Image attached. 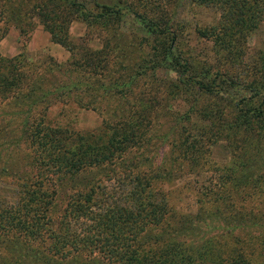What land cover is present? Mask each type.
Segmentation results:
<instances>
[{
  "label": "rangeland",
  "instance_id": "1",
  "mask_svg": "<svg viewBox=\"0 0 264 264\" xmlns=\"http://www.w3.org/2000/svg\"><path fill=\"white\" fill-rule=\"evenodd\" d=\"M78 1L91 8V0ZM99 1L112 3L117 14L89 19L81 11L65 15L49 0H0V56L16 57L14 74L26 75L5 80L11 90L0 94V215L16 207L21 188L31 184H41L49 199L37 224L42 227L33 224L31 233L0 217V264H114L97 248L59 254L61 236L80 232L86 221L65 216V206L79 192L91 195L94 209L113 202L130 206L135 194L128 190L141 184L144 198L162 211L132 242L150 264H185L171 258L185 248L209 257L218 250L224 261L234 248L245 257L238 264H264V141L253 129L231 127V96L248 103L250 92L232 87L215 97L184 90L175 70L186 61V73L197 78L216 69L236 81L251 80V65L264 60V19L246 35L239 63L219 56L197 32L218 22L214 6ZM37 123L66 131L68 145L80 151L118 139L110 133L118 129L123 148L110 144V158L76 173L47 169L37 177L29 140ZM149 173L154 177L146 178Z\"/></svg>",
  "mask_w": 264,
  "mask_h": 264
},
{
  "label": "trees",
  "instance_id": "2",
  "mask_svg": "<svg viewBox=\"0 0 264 264\" xmlns=\"http://www.w3.org/2000/svg\"><path fill=\"white\" fill-rule=\"evenodd\" d=\"M49 1H52L55 7L59 5L60 8L65 9V15L67 11L73 10L76 13L81 11L80 16L82 18L106 20L112 18L115 13L117 14V9L112 8V3L108 4L99 0H91V8L87 9L78 0ZM192 2L214 6L218 9V22L208 28L197 29V32L200 37L211 41L214 52L218 53L219 56L234 57L241 63L240 53L243 52L242 46L246 35L255 27L258 20L264 19V0H192ZM141 21L147 27L149 26V30H156V24L153 23L154 26H152V23H149L151 21L147 22L144 19H141ZM42 22L45 24V21ZM62 26H64L62 27L64 32L65 22ZM48 30L53 40L68 48L66 39L57 37V34L51 28H48ZM168 52L169 54L171 52L170 45ZM15 58L0 56L1 95H5L4 90H11L9 81L12 82L15 77L19 81L23 79L22 77H26L25 74L19 73V71H16L17 75L14 74L15 66L12 63L15 62ZM183 64L185 65H183L184 69L175 70L179 72L178 83H183L184 90L214 93L215 97H218L217 94L220 91L225 92L232 87L235 89L237 87L240 89L246 88L251 95H249L251 101H248V103H243L244 96L238 99L232 96L230 98L232 99L229 101L230 107L233 112L231 127L233 129L240 127L244 130L247 128L253 129V132L256 131V135L264 141V60L261 59V61L251 65L255 68L254 72L251 73L252 79H245L246 81H236L237 78L225 75V71L221 72L216 69L213 74L205 69L203 75H207V78H197L196 75L187 74L188 63L185 61ZM246 68H248V65H246ZM5 80L9 81L5 82ZM29 94V92H26L25 96ZM254 104L255 106H252ZM120 131L123 133L122 130ZM110 133L111 135L117 134L119 141L117 138H110L106 140L108 145L99 144L97 148L85 144L82 149L80 148V151L74 144L70 143V146L68 145L69 134L66 131L43 125L39 126V123H37L31 129L29 139L36 158L35 175L38 177L40 174H46L47 169L76 173L84 165L97 164L110 158L113 152V150L108 151L110 144L117 143L120 148H123L124 141V137L122 140V135L118 129H113ZM152 173H149L146 178L154 177L155 173ZM145 183L148 185V181H145ZM128 193L135 194L134 202L130 206L113 202L106 207L94 209L90 201L91 195L88 192L83 193L82 197L79 192L71 202L68 201L64 209L65 216L72 218L73 221L79 219L88 221L83 223L84 226L80 232L67 231L68 235L61 236L63 241L60 243V247L63 251H60L59 254L72 253V251L84 250L88 247L90 249L97 248V251L114 264H150L151 260L148 255L138 254V249L133 246L132 242L139 237L147 224L158 222L162 215L159 213L161 207L144 198L143 184L139 188L128 190ZM18 197L19 204L9 210H3L0 217H4L9 224L16 220V224H19V228L25 230L24 232L31 230L28 231L31 233L34 230L32 229L33 224H35V228L42 227V223L39 227H37V224L40 220L45 219L47 202H49L42 185L31 184L30 189L21 188ZM65 224H67V221H65ZM234 239V243L239 242L236 237ZM66 242H68L66 249H63ZM207 254H209L207 251H192L185 248L171 253V258L177 263L185 264L195 262H207L208 264L246 263L242 253L234 248L226 252V261L220 257L221 252L218 250L211 257Z\"/></svg>",
  "mask_w": 264,
  "mask_h": 264
}]
</instances>
